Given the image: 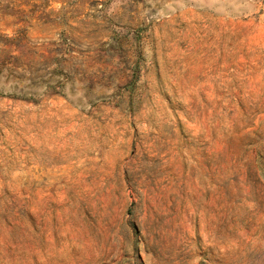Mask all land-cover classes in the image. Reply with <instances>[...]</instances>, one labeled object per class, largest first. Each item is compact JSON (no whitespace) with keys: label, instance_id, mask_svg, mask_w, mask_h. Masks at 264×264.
<instances>
[{"label":"rangeland","instance_id":"374dc122","mask_svg":"<svg viewBox=\"0 0 264 264\" xmlns=\"http://www.w3.org/2000/svg\"><path fill=\"white\" fill-rule=\"evenodd\" d=\"M0 264H264V0H0Z\"/></svg>","mask_w":264,"mask_h":264}]
</instances>
